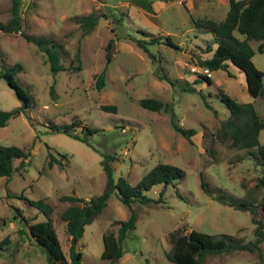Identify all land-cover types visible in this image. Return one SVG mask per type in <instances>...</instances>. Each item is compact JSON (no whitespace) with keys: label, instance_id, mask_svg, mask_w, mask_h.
<instances>
[{"label":"rangeland","instance_id":"374dc122","mask_svg":"<svg viewBox=\"0 0 264 264\" xmlns=\"http://www.w3.org/2000/svg\"><path fill=\"white\" fill-rule=\"evenodd\" d=\"M152 7L154 14L128 0H21V31L49 36L65 51L61 64L66 70L56 74L51 73L46 54L19 33L0 32V71L20 65L12 78L31 100L27 109L0 128V145L29 152L24 168L9 178L0 177V241H9L0 248V264H48L44 251L28 238L20 218L45 221L43 214L27 203L45 197L53 206L52 226L68 258L71 238L59 214L69 203L59 197L89 199L99 195L105 182L100 166L102 154L111 156L108 163L113 179L125 177L130 185L157 163L179 167L183 177L167 185L160 203L131 205L135 228L126 232L116 262L100 258L101 236L107 231L116 233L115 221L125 220L129 210L111 194L106 206L75 241L82 264H174L165 253L176 237L191 229L215 237L253 238L249 212L234 209L213 196L258 197L261 190L255 185L263 169L246 150L228 148L214 136L210 144L208 135L214 134L228 116L217 97L219 90L238 103H250L263 120L264 97L251 98L243 73L232 65H228L227 72H210V84H192L194 92H184L158 79L160 70L171 80L188 82L204 74L197 60L208 58L207 45L212 49L215 45L209 33L192 27L191 18L221 20L228 0H185L184 5L180 0H155ZM9 8L10 0H0L1 23L9 20ZM89 13L98 20L83 36L72 17ZM142 31L149 33L148 37H162L160 43L147 46L155 61L129 39H147ZM166 36L177 48L163 43ZM109 40L111 53L106 61ZM249 45L253 66L264 73V48L258 52L254 40ZM102 70L104 86L96 90L95 79ZM261 81L264 85V76ZM141 98L167 103L175 122L194 130L190 143L172 129L169 110L143 109L138 104ZM19 105L14 92L0 79V110L9 111ZM100 106H114L115 111H102ZM72 121L94 130L87 142L50 129L51 125ZM82 130L75 127L72 133L82 136ZM258 142L264 144V129L258 133ZM46 146L57 159L50 166ZM209 146L213 156L205 149ZM18 163L16 160L14 166ZM200 178L212 189L211 195L201 189ZM159 190L160 186L155 185L143 195L156 200ZM258 214L262 216L260 211ZM202 264L258 263L255 254L231 252L208 256Z\"/></svg>","mask_w":264,"mask_h":264},{"label":"trees","instance_id":"16d2710c","mask_svg":"<svg viewBox=\"0 0 264 264\" xmlns=\"http://www.w3.org/2000/svg\"><path fill=\"white\" fill-rule=\"evenodd\" d=\"M154 1L128 0L129 3L148 14H154L152 7ZM160 1L168 3L174 0ZM180 1L184 5L185 0ZM20 7L21 0H10V18L5 23L0 22V32L5 34L19 33L26 42L32 43L39 51L44 52L52 74L65 71V67L61 64L65 51L61 44L54 42L49 36L29 35L21 31ZM72 20L79 26L84 36L95 27L98 17L94 13H89L87 15H75ZM191 24L194 29L209 33L212 38L211 43L215 45L213 49L210 45H207L205 52H210V56L205 59H198V65L201 68H206L209 72L216 70L227 72L228 65H232L243 73L245 88L249 96L251 98L264 97V85L261 81L264 73L253 66L251 62L253 50L249 45V41H257V51L260 53L263 51L264 0H228V9L221 20L191 18ZM141 33L147 37L150 36L149 33L144 31ZM129 39L135 42L138 48L146 52L148 57L155 61V56L148 52L147 46L160 43L162 39L160 35H151L147 39H137L134 36H129ZM163 43L177 48L168 36L165 37ZM111 44L112 41L109 40L106 45V61L110 57ZM20 69V65L14 64L0 71V79L6 82L20 102V105L12 110H0V128L4 127L10 118L27 109L31 103V100L20 90L12 78ZM104 74L105 70H102L97 75L95 79L96 90L103 88ZM158 79L167 82L171 86H177L184 92H194L195 88L192 84L211 83V79L207 74L198 75V79L188 82L179 79L171 80L161 70L159 71ZM217 97L228 110V116L220 123L214 134L208 135L210 136V144L213 143L212 137L214 136L218 141L225 143L228 148L246 150L247 155L251 156L254 162L263 169V173L255 185L256 188L258 187L261 190L258 197L251 194H244L243 198H234L224 194L214 195L213 197L234 209L249 212L250 221L253 225V238L244 240L243 238L227 235L215 237L191 229L174 239L170 250L165 253V258L174 264H202L208 256L231 252H247L256 255L258 264H264V144H259L258 142V133L264 129V120L257 114L250 103H238L222 93L221 90L218 91ZM138 104L141 108L153 112L161 109L169 110L172 129L190 143V137L194 134V130L180 127L175 122L174 113L167 103L155 98H141L138 100ZM100 110L114 112L115 107L100 106ZM75 127L83 129L82 136L72 133ZM50 129L83 142H87V136L94 132L93 129L88 128L86 125H81L78 121H72L69 124L51 125ZM46 149H48L46 152L47 165L50 166L52 162H57V159L50 153L49 147L46 146ZM205 149L211 156L214 155L210 146ZM28 156L29 152H25L16 146L0 145V177L9 178L14 172L24 168L29 161ZM101 157L100 166L105 176V182L99 195L89 199L74 195L59 197L61 201L69 203L59 214L60 221L64 223L65 232L71 238V245L67 252L68 258L62 252L55 235L52 226L53 206L46 200V197L27 201L30 206L43 214L45 221L30 222V219H25L20 215L27 229L28 238L44 251L48 264H82L81 252L75 249L73 239L75 238L78 241L81 238L84 226L97 217L106 206L111 194H114L117 200L128 208L129 214L125 220L115 221V224H117L116 233L107 231L102 234L100 258L114 262L118 261L122 254L120 244L126 232L135 228L136 217L131 205L135 202L140 204H147L151 201L154 204L160 203L163 191L167 185L183 177V171L179 167L166 163H157L134 185H130L125 177L113 179L112 169L108 163L111 156L102 154ZM26 159L27 163L24 161ZM16 160L19 163L14 166ZM155 185L160 186L159 197L156 200L145 197L143 192ZM200 187L204 192L212 194V189L208 188L202 178H200ZM258 211L262 213L261 217H259ZM8 243L7 238L2 239L0 248H3Z\"/></svg>","mask_w":264,"mask_h":264},{"label":"built area","instance_id":"2783aa9c","mask_svg":"<svg viewBox=\"0 0 264 264\" xmlns=\"http://www.w3.org/2000/svg\"><path fill=\"white\" fill-rule=\"evenodd\" d=\"M204 74H207L209 76L210 72L206 68H202Z\"/></svg>","mask_w":264,"mask_h":264},{"label":"water","instance_id":"95a60500","mask_svg":"<svg viewBox=\"0 0 264 264\" xmlns=\"http://www.w3.org/2000/svg\"><path fill=\"white\" fill-rule=\"evenodd\" d=\"M75 241H76V239L74 238V239H73V243H75Z\"/></svg>","mask_w":264,"mask_h":264}]
</instances>
